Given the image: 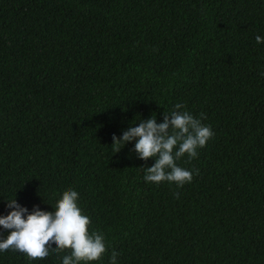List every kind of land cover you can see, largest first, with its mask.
Masks as SVG:
<instances>
[{"label":"trees","instance_id":"obj_1","mask_svg":"<svg viewBox=\"0 0 264 264\" xmlns=\"http://www.w3.org/2000/svg\"><path fill=\"white\" fill-rule=\"evenodd\" d=\"M264 0H0V216L69 189L109 264H264ZM177 103L214 132L182 188L130 125ZM179 193V198L174 195ZM8 233L0 227V236ZM55 247V245H53ZM0 252V264H62Z\"/></svg>","mask_w":264,"mask_h":264},{"label":"clouds","instance_id":"obj_2","mask_svg":"<svg viewBox=\"0 0 264 264\" xmlns=\"http://www.w3.org/2000/svg\"><path fill=\"white\" fill-rule=\"evenodd\" d=\"M257 43L264 38L257 35ZM264 76V72L261 73ZM186 105L177 103L171 112H165L163 122L156 117L140 120L138 126H129L121 137L112 136V149L118 153L127 143L135 141L133 152L145 162L153 158L155 163L142 167L143 179L151 184L167 182L182 188L193 180V171L178 166L185 156L187 161L198 156V150L206 147L213 138L210 126L202 123L206 117H194L184 110ZM179 198V193H175ZM79 193L69 189L56 201L54 211H43L34 206L31 213L16 199L8 200L12 209L6 216H0V227L7 231L0 236V252L8 250L23 253L29 260H43L49 250L68 252L62 264H91L99 261L107 251L105 237L99 231H90V218L78 206ZM55 245V247H53ZM118 253L113 251L109 264H117Z\"/></svg>","mask_w":264,"mask_h":264}]
</instances>
